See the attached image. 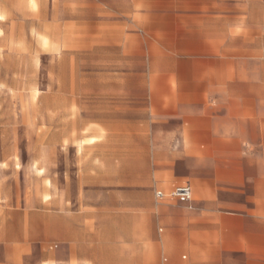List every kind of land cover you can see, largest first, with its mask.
Masks as SVG:
<instances>
[{
  "label": "rangeland",
  "instance_id": "1",
  "mask_svg": "<svg viewBox=\"0 0 264 264\" xmlns=\"http://www.w3.org/2000/svg\"><path fill=\"white\" fill-rule=\"evenodd\" d=\"M0 16V264H53L70 206L156 207L174 183L142 186L150 100H230L249 140L264 119V0H0ZM148 212L108 233L137 234L139 264H160L168 224Z\"/></svg>",
  "mask_w": 264,
  "mask_h": 264
},
{
  "label": "crops",
  "instance_id": "2",
  "mask_svg": "<svg viewBox=\"0 0 264 264\" xmlns=\"http://www.w3.org/2000/svg\"><path fill=\"white\" fill-rule=\"evenodd\" d=\"M226 96L231 95L222 94ZM153 101L142 121L149 130L148 175L142 186L155 187L162 179L174 185L154 191L155 208L139 201L95 200L75 204L76 212L71 206L59 211L63 233L56 236L53 264H139L137 234L111 235L108 225L128 222L134 229L145 210L164 215L168 224L169 250L160 264H264L263 114L255 123L257 135L249 140L234 130L230 100L220 99L210 113L203 105L188 110L180 94L165 108ZM179 185L190 186V201L169 198ZM157 193L164 197L158 199ZM78 222L87 225L80 236L74 227ZM78 237L86 242L83 246ZM109 240L123 243L107 250Z\"/></svg>",
  "mask_w": 264,
  "mask_h": 264
},
{
  "label": "built area",
  "instance_id": "3",
  "mask_svg": "<svg viewBox=\"0 0 264 264\" xmlns=\"http://www.w3.org/2000/svg\"><path fill=\"white\" fill-rule=\"evenodd\" d=\"M169 198L175 199L180 203H186L190 201L192 193L189 185H179L176 186L169 194ZM156 197L161 199L164 197L162 193H157Z\"/></svg>",
  "mask_w": 264,
  "mask_h": 264
},
{
  "label": "bare ground",
  "instance_id": "4",
  "mask_svg": "<svg viewBox=\"0 0 264 264\" xmlns=\"http://www.w3.org/2000/svg\"><path fill=\"white\" fill-rule=\"evenodd\" d=\"M12 2V1H11ZM38 2V1H37ZM7 5H8V3H7ZM36 7H37V5H36ZM31 9V8H30ZM38 9V8H37ZM32 10V9H31ZM31 10H30V12H31ZM38 12H40V11H38ZM35 14V13H34ZM37 14H39V13H37ZM37 14H35V16L37 15ZM38 19H39V17H38ZM0 20H2V17L0 16ZM55 20V19H54ZM40 21V20H39ZM63 21V20H62ZM55 22V21H54ZM16 23V22H15ZM14 23V24H15ZM19 24V23H18ZM21 24V23H20ZM64 24V23H63ZM72 24V23H71ZM22 25V24H21ZM55 25V24H54ZM68 25H69V23H68ZM16 26V25H15ZM18 26V25H17ZM64 26V25H63ZM71 26V25H70ZM17 31V30H16ZM68 30H66L65 32H67ZM70 31V30H69ZM10 32V31H9ZM15 32V31H14ZM1 34V33H0ZM67 35H69V33H67ZM71 36V35H70ZM72 37V36H71ZM1 40V39H0ZM9 40V39H8ZM20 40V39H19ZM46 40V42H48L47 41V38L45 39ZM4 41V40H3ZM7 41V40H6ZM14 41V40H13ZM19 43H21V42H19ZM1 44V43H0ZM45 45V44H44ZM20 46V45H19ZM65 46V45H64ZM69 46V45H68ZM71 46V45H70ZM22 47V46H21ZM1 48V47H0ZM15 48V47H14ZM20 48V47H19ZM56 48V47H55ZM21 49V48H20ZM14 50V49H13ZM23 55V54H22ZM1 56V55H0ZM9 63V62H8ZM61 80H62V78H61ZM61 83V82H60ZM60 90V89H59ZM71 93V92H70ZM57 95V94H56ZM72 95V94H71ZM31 99V98H30ZM69 99V98H68ZM36 101V100H35ZM35 106V105H34ZM77 115V114H76ZM54 117V116H53ZM78 118V117H77ZM38 128V127H37ZM45 128V127H44ZM75 131V130H74ZM37 133V132H36ZM74 134V133H73ZM35 139V138H34Z\"/></svg>",
  "mask_w": 264,
  "mask_h": 264
}]
</instances>
